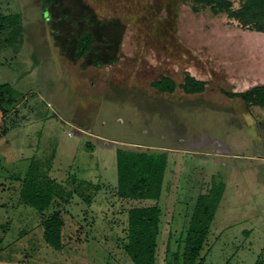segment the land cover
I'll list each match as a JSON object with an SVG mask.
<instances>
[{
	"label": "rangeland",
	"instance_id": "374dc122",
	"mask_svg": "<svg viewBox=\"0 0 264 264\" xmlns=\"http://www.w3.org/2000/svg\"><path fill=\"white\" fill-rule=\"evenodd\" d=\"M0 18V264H131L127 213L155 203L167 264L166 223L221 186L203 264H264V107L226 96L264 84V33L178 0H0ZM187 76L205 91L152 86ZM117 148L165 156L159 202L117 197Z\"/></svg>",
	"mask_w": 264,
	"mask_h": 264
},
{
	"label": "trees",
	"instance_id": "16d2710c",
	"mask_svg": "<svg viewBox=\"0 0 264 264\" xmlns=\"http://www.w3.org/2000/svg\"><path fill=\"white\" fill-rule=\"evenodd\" d=\"M189 4L194 13L208 10L211 15H225L237 22L242 28L264 33V0H238L234 7L231 0H178ZM44 13L50 0H41ZM4 20V19H3ZM0 18V32L3 23ZM91 36L83 33L78 37L75 48V59L83 58L91 49ZM152 86L162 93H173L179 88L187 95H197L205 91V83L193 77H185L178 86L169 78L153 82ZM8 85L0 87L1 105L7 101L5 90ZM239 95L246 103L264 104V85L254 87L242 94H227L228 97ZM12 99H10L11 101ZM10 101H8L9 104ZM117 185L116 195L124 200L158 201L163 186L166 170L165 156L149 154L140 150L116 149ZM223 187L215 194L208 192L199 194L191 209L188 210L187 227L180 238L176 250L167 264H203L201 251L209 234L210 225L223 193ZM48 204V203H47ZM46 204V205H47ZM45 206L34 205L39 213ZM161 210L157 205L149 207H134L127 213L126 241L123 252L131 264H157V239L160 234ZM62 220L59 213H54L43 220V236L46 243L54 249H61Z\"/></svg>",
	"mask_w": 264,
	"mask_h": 264
},
{
	"label": "crops",
	"instance_id": "0c3cea01",
	"mask_svg": "<svg viewBox=\"0 0 264 264\" xmlns=\"http://www.w3.org/2000/svg\"><path fill=\"white\" fill-rule=\"evenodd\" d=\"M264 85V84H263ZM263 85H258V86H263ZM255 87H257V86H255ZM254 88V87H253ZM252 89V88H251ZM251 104V103H250ZM252 105V104H251ZM254 105H257V106H260V107H264V104H262V105H259V104H254ZM165 174H166V172L164 173V178H163V186H162V192H161V196H160V198H159V200H161V197H162V194H163V187H164V182H165ZM196 192H197V190H196ZM199 195V192L196 194V196H195V198L197 197ZM159 200L158 201H156V202H159ZM138 201H144V200H138ZM153 202H155V201H153ZM182 203V202H181ZM193 204H194V202H193ZM192 204V205H193ZM154 205H157V203H155ZM153 206V205H152ZM158 206V205H157ZM146 207H149V206H146ZM159 207V206H158ZM160 208V207H159ZM161 210V209H160ZM189 209H187L186 210V212H185V214H184V217H183V223H182V227H180V225L179 226H177V224H178V222H176L175 221V226H172V222L171 221H168L167 223H166V228H168V229H170V228H172L171 230H174V231H176L177 232V234L176 235H178V238L172 243L171 242V239L173 238L174 239V236H173V231H171L169 234H168V238H167V242H166V247H169V246H171L172 244H174L175 246H177V244H178V242H179V240H180V238L182 237L181 235H183V233L185 232V230H186V227H187V222H188V211ZM215 214V213H214ZM161 217H162V211H161V214H160V232H161V229H162V227H161V225H162V221H161ZM214 218V217H213ZM174 228V229H173ZM210 229H211V226H210ZM211 231L209 230V233H210ZM175 235V234H174ZM209 235V234H208ZM159 237H160V234H159V236H158V239H157V243L159 242ZM208 237V236H207ZM205 245H206V243H205ZM204 245V246H205ZM168 249V248H167ZM204 249V248H203ZM203 249H202V251H203ZM202 251H201V253H202ZM157 252H158V250H157ZM172 255V254H171Z\"/></svg>",
	"mask_w": 264,
	"mask_h": 264
}]
</instances>
